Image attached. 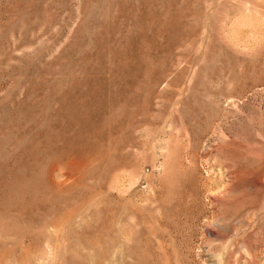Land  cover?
Listing matches in <instances>:
<instances>
[{
    "label": "rangeland",
    "instance_id": "374dc122",
    "mask_svg": "<svg viewBox=\"0 0 264 264\" xmlns=\"http://www.w3.org/2000/svg\"><path fill=\"white\" fill-rule=\"evenodd\" d=\"M0 264H264V0H0Z\"/></svg>",
    "mask_w": 264,
    "mask_h": 264
}]
</instances>
